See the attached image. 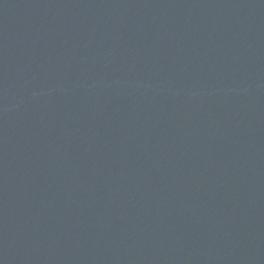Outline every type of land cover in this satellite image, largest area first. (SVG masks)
I'll list each match as a JSON object with an SVG mask.
<instances>
[{"label": "water", "instance_id": "1", "mask_svg": "<svg viewBox=\"0 0 264 264\" xmlns=\"http://www.w3.org/2000/svg\"><path fill=\"white\" fill-rule=\"evenodd\" d=\"M0 264H264V0H0Z\"/></svg>", "mask_w": 264, "mask_h": 264}]
</instances>
